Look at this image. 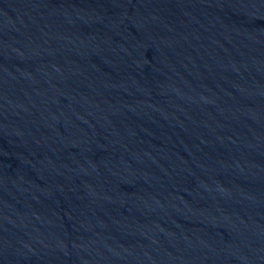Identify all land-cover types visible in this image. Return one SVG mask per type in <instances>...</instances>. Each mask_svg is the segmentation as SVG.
<instances>
[{
  "label": "water",
  "instance_id": "water-1",
  "mask_svg": "<svg viewBox=\"0 0 264 264\" xmlns=\"http://www.w3.org/2000/svg\"><path fill=\"white\" fill-rule=\"evenodd\" d=\"M0 264H264V0H0Z\"/></svg>",
  "mask_w": 264,
  "mask_h": 264
}]
</instances>
